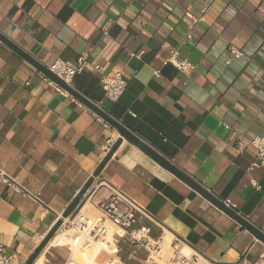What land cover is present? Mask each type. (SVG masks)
Instances as JSON below:
<instances>
[{
	"label": "crops",
	"instance_id": "crops-1",
	"mask_svg": "<svg viewBox=\"0 0 264 264\" xmlns=\"http://www.w3.org/2000/svg\"><path fill=\"white\" fill-rule=\"evenodd\" d=\"M206 6L187 39L191 18ZM0 36L46 68L57 59L75 66L88 53L91 66L74 89L217 201L237 204L264 234V171L251 170L250 144L264 135V0H0ZM231 47L243 57L227 64ZM172 50L194 65L190 77L164 65ZM94 65L125 74L118 102L105 98ZM40 74L0 40V169L27 192L0 186V244L16 256L12 264L27 263L107 157L106 143L121 139ZM108 188L144 210L137 225L152 238L177 237L212 264H253L264 254V243L218 204L125 139L87 193L92 209L83 211L95 213ZM113 232L116 264H145L146 250ZM49 244L34 264L42 255L45 264L70 263V245Z\"/></svg>",
	"mask_w": 264,
	"mask_h": 264
},
{
	"label": "built area",
	"instance_id": "built-area-1",
	"mask_svg": "<svg viewBox=\"0 0 264 264\" xmlns=\"http://www.w3.org/2000/svg\"><path fill=\"white\" fill-rule=\"evenodd\" d=\"M209 9L210 6H206L202 9L200 16H193L191 18L187 39L191 38L195 27L202 22L203 17L208 13ZM229 53L230 59L227 61V64H230L232 60L243 57V53L234 47L229 49ZM88 56L86 52L81 54L75 66H70L63 60L57 59L47 69L61 82L73 87L74 79L78 75L83 74L91 66ZM140 57L141 55H138V58ZM168 64L173 65L187 78L190 77L194 70V65L191 62L179 59V52L177 50L171 51L169 57L164 62V65ZM92 69L101 77V85L105 98L113 103L118 102L127 88L125 74L123 72L107 74L101 65H94ZM40 76L42 81L58 95L69 98L82 109H86L81 102L45 74L42 73ZM154 77L161 78V71L156 70ZM105 127H108V125L105 124ZM115 144L116 142L110 139L106 143L104 150L109 153ZM250 144L256 150V156L251 165V170L261 169L264 171V135L255 137ZM252 184L257 190L260 189L257 183L253 182ZM1 185H7L18 194H27L2 169H0ZM108 189L110 191L108 197L95 205V213L84 212L83 208H80L79 205L74 213L68 219L64 220L61 229L66 227L67 232L70 233L68 235L71 241L70 247L72 249L77 248L76 251L72 252L71 260L78 254L84 262L89 257H92L95 251L100 248L95 261L100 256H105L104 264H116L119 248L111 241L112 239L110 237L115 230L118 232L119 237L127 243L136 248L146 250L148 256L145 264H212L203 256L188 248L177 237L167 236L163 232L158 239L152 238L149 227H139L137 225L138 215L145 213L144 210L120 191L114 188ZM85 198H87V195ZM222 204L227 209L242 217L237 204L230 199L223 200ZM186 249L189 250L188 254L185 253ZM15 260L16 256L9 254L6 247L0 244V264H12ZM240 261L244 264L247 263L244 258H241ZM253 264H264V254Z\"/></svg>",
	"mask_w": 264,
	"mask_h": 264
},
{
	"label": "water",
	"instance_id": "water-1",
	"mask_svg": "<svg viewBox=\"0 0 264 264\" xmlns=\"http://www.w3.org/2000/svg\"><path fill=\"white\" fill-rule=\"evenodd\" d=\"M0 40L2 42H4L6 45H8L13 51H15L21 57H23L26 61H28L31 65H33L36 69H38L40 72L45 74L51 80L56 82L59 86L64 88L66 91H68L74 98H76L79 102H81L86 108L90 109L95 114H97L100 118H102L104 121H106L110 125H112L119 132V134L121 136V139L119 141H117L116 144L113 146V148L108 153V155L105 158V160L103 161V163L100 165L99 169L95 172L93 177L86 183L84 188L80 191V193L77 195V197L71 203V205L65 211L62 218L53 227V229L50 231V233L45 237L42 244L36 249V251L30 257V259L27 261L26 264H34L35 260L40 255V253L46 248V246L50 243V241L56 236L58 231L61 229V227L63 226L64 220L68 219L74 213V211L78 208L80 202L85 198V196L89 192L90 188L93 186L95 178H97L99 176V174L101 173V171L104 168V166L106 165V163L113 156V154L117 151V149L121 145V142L123 139L129 141L130 143H132L133 145L138 147L141 151H143L145 154H147L149 157H151L153 160H155L163 168H165L166 170H168L169 172L174 174L177 178H179L185 184L190 186L192 189L199 192L203 197H205L209 201L213 202L214 204H218L219 207L221 209H223L228 215H230L233 219L237 220L244 228L249 230L260 241H262L264 243V234L259 229H257L253 225H251L243 217H241V216L237 215L235 212L227 209L222 203L217 201V199H215L206 190H204L202 187H200L190 177H188L182 171L178 170L169 161H167L165 158H163L161 155H159L156 151H154L151 147H149L146 143H144L141 139H139L134 133H132L131 131L126 129L123 125H121L118 121H116L115 119L110 117L105 111L102 110V108L100 106H98L96 103L92 102L90 99L86 98L78 90L74 89V87L67 86L66 84L61 82L54 75H52L46 67L37 63L35 60H33L31 57H29L26 53L21 51L18 47H16L15 45H13L9 41H7L2 36H0Z\"/></svg>",
	"mask_w": 264,
	"mask_h": 264
},
{
	"label": "bare ground",
	"instance_id": "bare-ground-1",
	"mask_svg": "<svg viewBox=\"0 0 264 264\" xmlns=\"http://www.w3.org/2000/svg\"><path fill=\"white\" fill-rule=\"evenodd\" d=\"M89 206V203H87L86 207ZM62 230V229H61ZM60 230V231H61ZM111 240V239H110ZM68 241V242H67ZM67 243H70V239L69 238H65V235H62L61 232H59V234L56 235V237H54V239L50 242L49 246L48 247H58V248H61V247H65ZM77 248H73L72 251H71V254L73 251H76ZM100 248L97 249L95 251V253L92 255V257H89L88 259H86L84 262L85 264H98L96 261H95V258L96 256L98 255V252H99ZM185 253L188 254L189 253V250L186 249L185 250ZM77 255V254H76ZM78 260V259H77ZM97 260V259H96ZM81 262V261H80ZM117 263V262H116ZM36 264H45V258H44V255H42L36 262ZM69 264H80L79 262L75 261V259L73 258ZM84 264V263H83Z\"/></svg>",
	"mask_w": 264,
	"mask_h": 264
},
{
	"label": "rangeland",
	"instance_id": "rangeland-1",
	"mask_svg": "<svg viewBox=\"0 0 264 264\" xmlns=\"http://www.w3.org/2000/svg\"><path fill=\"white\" fill-rule=\"evenodd\" d=\"M88 198H84L81 202H80V208L83 206V205H85L87 202H88ZM89 203V202H88ZM90 209H92V207L90 206V203H89V206H87V208H85V211H88V210H90ZM61 234L62 235H65V238H69L68 237V235H70V233H68L67 232V229H66V227H64L63 229H62V231H61ZM70 239V238H69ZM68 242V241H67ZM69 245H71V241H70V243H67L66 244V246H68L69 247ZM78 259V260H77ZM76 260L79 262V263H81V264H83L84 262H82V258L80 257V255H76ZM81 261V262H80ZM85 264V263H84Z\"/></svg>",
	"mask_w": 264,
	"mask_h": 264
}]
</instances>
